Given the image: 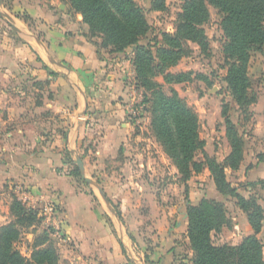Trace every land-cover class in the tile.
Segmentation results:
<instances>
[{
  "label": "crops",
  "instance_id": "obj_1",
  "mask_svg": "<svg viewBox=\"0 0 264 264\" xmlns=\"http://www.w3.org/2000/svg\"><path fill=\"white\" fill-rule=\"evenodd\" d=\"M99 42L67 1L0 0V226L16 197L47 215L69 264H192L187 207L196 204L181 186L189 180L179 183L148 130L130 47ZM77 157L106 199L81 177ZM259 180L249 189L264 190Z\"/></svg>",
  "mask_w": 264,
  "mask_h": 264
},
{
  "label": "trees",
  "instance_id": "obj_2",
  "mask_svg": "<svg viewBox=\"0 0 264 264\" xmlns=\"http://www.w3.org/2000/svg\"><path fill=\"white\" fill-rule=\"evenodd\" d=\"M82 15L91 36H100L101 48L121 52L133 47V65L137 86L144 90L156 88L157 97L149 98L154 112L151 127L172 159L183 180L192 173L207 167L217 191L223 196H232L236 205L245 213L252 233L236 244H215L212 232H218L225 224L226 209L221 201L203 198L197 205L187 207V237L192 250V264H264L262 243L257 237L262 227L264 208L254 195L245 197L226 178L225 168L236 171L244 158V138L230 117L231 107L222 106L226 135L230 152L223 162L204 155V161L194 159L203 152L204 140L199 136V121L196 112L179 98L174 90L167 95L161 85L153 83L151 76L162 75L167 83L187 80L185 73H171L185 54V46L191 41L202 50L208 42L201 24L207 19L208 9L203 0H184L177 14L174 32L162 33V45L154 55L150 45L138 44L149 29L147 18L134 0H62ZM222 14L221 27L225 36L224 61L227 65L223 78L233 102L251 118L250 106L257 101L252 90L248 64L253 48L264 45V0H209ZM164 0H154L151 10H164ZM98 34V35H97ZM77 172V170H76ZM77 175L79 173L77 172ZM14 220L0 226V264H57L59 254L48 236L39 239L28 258L14 248L20 236V227L30 226L39 220L38 211L25 206L16 197L10 204Z\"/></svg>",
  "mask_w": 264,
  "mask_h": 264
},
{
  "label": "rangeland",
  "instance_id": "obj_3",
  "mask_svg": "<svg viewBox=\"0 0 264 264\" xmlns=\"http://www.w3.org/2000/svg\"><path fill=\"white\" fill-rule=\"evenodd\" d=\"M134 1L142 7L149 25L147 34L140 38L138 44L150 45V49L155 55L157 48L162 45V33L174 32L177 14L181 11L184 0H164V10H151V5L154 4V0ZM203 1L208 9V16L201 24V27L204 30L208 47L205 50H202V48L195 42L189 41L185 46L184 56L176 65L168 69L173 74L181 72L185 73L187 75V80L167 83L164 81L162 75L151 76V80L153 83L161 85L160 90H162L164 94L170 95L171 90H174L179 98H182L185 103L196 112L199 121V136L204 140L203 152H197L194 157V159L199 162H203L204 155H206L209 158H214L222 163L224 158L230 152V144L226 135L224 117L222 115L223 104L228 103L230 105V117L237 125L239 132L243 135L245 143L243 164L241 163L240 168L236 171H231L230 169L225 168L226 178L229 183L236 187L237 191L244 196L249 195V191H254L250 195L259 196V203L264 207V190L255 185H253L252 189H249L250 184H248L249 181L255 182L261 177L263 178V181L259 180V184L264 182V153L261 152V150L264 149V140L256 135V129L258 127L264 128V120L262 118L264 108L261 106L262 103H264V45L260 50L255 48L251 50L248 73L251 78L252 90L257 94V100L260 99V104L256 101L257 103L255 102L250 106L249 110L251 111V118L247 121V119H245L246 114H243L237 108L226 87V83L223 80L227 69L223 52L225 36L221 27L223 16L220 11L209 2V0ZM97 37L101 42L100 36L98 35ZM130 50L133 53L132 46L130 47ZM135 81L137 85L136 78ZM142 91L143 93L139 97L141 101L140 103H142L141 108H143L144 104L147 117L149 118V126L147 125L148 130L151 132L157 145L161 147L164 152L163 146L157 140L151 127L154 105L146 102L148 97L151 99L157 97L156 88H150L149 90H144L142 88ZM164 154L175 167L172 159L166 154V152H164ZM253 162H261L262 164H259L260 167L256 169L254 175L251 176L254 180H247L250 178L248 177L247 171L253 167ZM173 169L174 168L170 165V169H167V172L173 171ZM176 170L179 183H184L186 180H189V184L186 183L185 186L183 184L181 185L183 187V191H181L184 194L186 192L189 197L191 196L192 202L196 205L203 198L212 199V197L215 196H218V198L223 201L226 209L225 224L220 231L212 232L211 239L213 243L236 244L240 242L246 234V225L249 224H247L248 222L245 213L241 212V209L236 205L235 198L232 196H219L216 194V187L207 167H204L199 173H192L190 177L185 180L182 179L184 176L179 173L177 168ZM85 175L90 178L87 173H85ZM164 176L165 175H163V177ZM171 176L172 174L165 177ZM158 177L159 181L160 176L158 175ZM90 189L100 197L96 185H91ZM114 210H117L115 206ZM8 211L10 213V204ZM38 218L39 220L34 224L20 227V236L14 241V248L18 250L21 255H24L29 259L33 248L38 244L39 239L48 236V239L54 244L59 254L57 264H69L66 260H60V253L57 245L59 236L55 234L58 229H55L54 226L49 223L50 219L47 218V215L38 214ZM12 220L14 219L10 216V220L3 224ZM184 237V234L179 235L177 243L181 244L179 255H181V257L183 255V257H185L184 259H187L190 257V249L186 240H184ZM257 237L262 243L264 256V218L262 220L261 230L257 234ZM181 263L183 264L182 260Z\"/></svg>",
  "mask_w": 264,
  "mask_h": 264
},
{
  "label": "water",
  "instance_id": "obj_4",
  "mask_svg": "<svg viewBox=\"0 0 264 264\" xmlns=\"http://www.w3.org/2000/svg\"><path fill=\"white\" fill-rule=\"evenodd\" d=\"M6 17H7V16H6ZM8 23L14 28V24H13L10 20L8 21ZM76 164H77L78 169H79V171H80V175H81V177H82L87 183H89V184H91V185L94 184L93 181L85 175V172H84V166H83L82 160L79 159L78 157H77V159H76ZM96 187H97V190H98L99 194L102 196V198H103V199H106L105 194L103 193V191H102L98 186H96Z\"/></svg>",
  "mask_w": 264,
  "mask_h": 264
},
{
  "label": "built area",
  "instance_id": "obj_5",
  "mask_svg": "<svg viewBox=\"0 0 264 264\" xmlns=\"http://www.w3.org/2000/svg\"><path fill=\"white\" fill-rule=\"evenodd\" d=\"M45 210H47V212H49L51 215L57 214V208L53 205H49Z\"/></svg>",
  "mask_w": 264,
  "mask_h": 264
}]
</instances>
